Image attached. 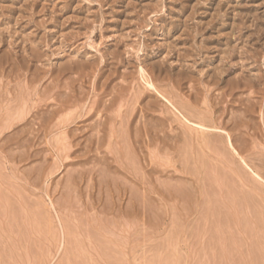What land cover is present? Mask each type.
Segmentation results:
<instances>
[{
  "label": "rangeland",
  "instance_id": "obj_1",
  "mask_svg": "<svg viewBox=\"0 0 264 264\" xmlns=\"http://www.w3.org/2000/svg\"><path fill=\"white\" fill-rule=\"evenodd\" d=\"M0 238V264H264V0H0Z\"/></svg>",
  "mask_w": 264,
  "mask_h": 264
},
{
  "label": "bare ground",
  "instance_id": "obj_2",
  "mask_svg": "<svg viewBox=\"0 0 264 264\" xmlns=\"http://www.w3.org/2000/svg\"><path fill=\"white\" fill-rule=\"evenodd\" d=\"M36 59V58H35ZM16 89V88H15ZM27 92V91H26ZM53 92V91H52ZM21 94V93H20ZM62 94V93H61ZM77 94V93H76ZM52 95V94H51ZM74 95V94H73ZM84 95V94H83ZM116 95V94H115ZM22 96H24V95H22ZM27 96H29V95H27ZM55 96V95H54ZM81 96V95H80ZM55 98V97H54ZM19 99V98H18ZM57 100V99H56ZM133 100V99H132ZM18 101H20V100H18ZM64 101V100H63ZM12 103V102H11ZM31 104V103H30ZM94 104V103H93ZM123 104V103H122ZM17 105H19V104H17ZM22 105V104H21ZM24 105V104H23ZM27 105V104H26ZM67 105V104H66ZM72 105V104H71ZM70 105V106H71ZM80 105V104H79ZM10 106H11V104H10ZM70 106H68L69 108H70ZM74 106V105H73ZM72 106V107H73ZM82 106V105H81ZM129 106V105H128ZM18 107V106H17ZM26 107V106H25ZM29 107V106H28ZM67 107V108H68ZM96 107H98V106H96ZM76 108H77V106H76ZM80 108V107H79ZM5 109V108H4ZM8 109L10 110V108L8 107ZM32 109V108H31ZM30 109V110H31ZM39 109V108H38ZM94 109V108H93ZM115 109V108H114ZM122 109V108H121ZM96 110V109H95ZM17 111H20V110H17ZM75 111V110H74ZM78 111V110H77ZM80 111V110H79ZM111 111V110H110ZM128 111V110H127ZM84 112V111H83ZM94 112V111H93ZM16 113V112H15ZM27 113H29V111H27ZM121 113V112H120ZM30 114V113H29ZM38 114V113H37ZM207 114V113H206ZM6 115V114H5ZM28 115V114H27ZM56 115H58V114H56ZM12 117V116H11ZM56 117V116H55ZM59 117V116H58ZM3 118H4V116H3ZM24 118V117H23ZM78 118V117H77ZM132 118V117H131ZM41 119H43V118H41ZM76 119V118H75ZM8 120V119H7ZM17 120V119H16ZM21 120V119H20ZM19 120V121H20ZM23 120V119H22ZM50 120V119H49ZM70 120V119H69ZM4 121V120H3ZM47 121V120H46ZM45 121V122H46ZM72 121V120H71ZM211 121V120H210ZM24 122V121H23ZM73 122H74V120H73ZM76 123V122H75ZM71 124V123H70ZM11 125V124H10ZM13 125V124H12ZM75 125V124H74ZM61 126V125H60ZM92 126V125H91ZM21 127H22V125H21ZM61 127H63V126H61ZM202 127V126H201ZM11 128V127H10ZM112 128V127H111ZM9 129V128H8ZM24 129V128H23ZM124 129H126V128H124ZM18 131V130H17ZM111 131V130H110ZM22 133V132H21ZM40 133V132H39ZM125 134V133H124ZM139 134V133H138ZM17 135V134H16ZM73 136V135H72ZM76 136V135H75ZM204 136V135H203ZM209 137V136H208ZM114 138H117V137H115L114 136ZM199 138V137H198ZM212 138V137H211ZM100 141H102V140H100ZM117 141V140H116ZM99 143V142H98ZM16 144V143H15ZM205 144H207V143H205ZM113 145V144H112ZM115 145V144H114ZM120 146V145H119ZM213 146H215V145H213ZM116 147V146H115ZM222 147V146H221ZM201 150V149H200ZM211 150V149H210ZM125 151V150H124ZM115 152V151H114ZM225 153V152H224ZM225 155V154H224ZM227 155V154H226ZM202 156V155H201ZM200 157V156H199ZM224 159V158H223ZM116 160V159H115ZM132 160V159H131ZM119 161H121V160H119ZM202 161V160H201ZM206 162V161H205ZM232 162V161H231ZM220 163V162H219ZM118 165H119V163H118ZM126 167V166H125ZM202 167V166H201ZM214 167V166H213ZM211 170V169H210ZM206 171V170H205ZM241 171V170H240ZM115 172V171H114ZM211 175V174H210ZM214 175V174H213ZM226 176V175H225ZM207 178V177H206ZM218 178V177H217ZM226 178V177H225ZM214 180V179H213ZM219 180H220V178H219ZM122 181V180H121ZM204 181V180H203ZM219 184V183H218ZM218 186V185H217ZM204 188V187H203ZM215 190V189H214ZM150 191V190H149ZM214 192V191H213ZM145 194V193H144ZM150 195V194H149ZM208 195V194H207ZM162 197V196H161ZM206 197V196H205ZM131 198V197H130ZM174 198V197H173ZM180 198V197H179ZM249 198V197H248ZM138 199V198H137ZM156 199V198H155ZM203 201V200H202ZM256 201V200H255ZM145 202V201H144ZM221 202V201H220ZM263 202V201H262ZM253 203V202H252ZM201 204V203H200ZM208 204V203H207ZM232 205H233V203H232ZM188 206V205H187ZM222 207V206H221ZM234 207V206H233ZM239 209V208H238ZM217 211V210H216ZM219 211V210H218ZM205 212V211H204ZM215 212V211H214ZM220 216V215H219ZM221 217V216H220ZM259 217V216H258ZM223 218V217H222ZM1 239V238H0ZM2 253V252H1Z\"/></svg>",
  "mask_w": 264,
  "mask_h": 264
}]
</instances>
